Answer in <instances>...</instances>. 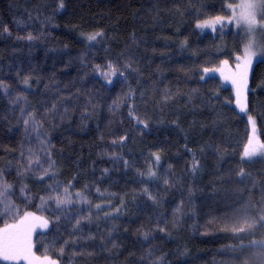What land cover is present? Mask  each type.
Wrapping results in <instances>:
<instances>
[{"label": "trees", "instance_id": "1", "mask_svg": "<svg viewBox=\"0 0 264 264\" xmlns=\"http://www.w3.org/2000/svg\"><path fill=\"white\" fill-rule=\"evenodd\" d=\"M226 1L0 0V229L46 220L42 263L264 264V58L251 160L231 88L202 77L245 46L196 28Z\"/></svg>", "mask_w": 264, "mask_h": 264}, {"label": "rangeland", "instance_id": "2", "mask_svg": "<svg viewBox=\"0 0 264 264\" xmlns=\"http://www.w3.org/2000/svg\"><path fill=\"white\" fill-rule=\"evenodd\" d=\"M259 0H227L225 3L226 13H222L204 20H200L196 23V28L201 33H211L215 34L218 32L222 35L227 34L229 30L233 32H238L243 39L245 40V46L243 47L242 52L236 57L235 61L232 64L225 63L222 61L219 65L206 68L202 73V77L206 78L209 76H216L220 83L224 86H229L233 95L234 103L238 111L245 116V119L248 124V140L247 145L244 148L249 150L255 149L256 155L252 157H245L243 152V157L247 160L256 158L259 155V146H257V125L255 118L248 113L247 110V92H248V82L250 76V70L252 64L258 58H264V20L261 19L259 13H257L256 19L257 24L254 30L249 31L246 24H244L240 19L242 12L246 9L241 8V5L248 3H258ZM217 17L221 19L216 20ZM198 25H204L203 27H198ZM249 44L252 45V50L257 53L256 56L252 57L251 63H245V49ZM251 142V143H250ZM25 217L21 216L18 223ZM42 218L30 215L28 221L23 226V239L24 242L30 245V258L33 259V264H37V259L35 250H34V238L38 232H42L48 229L47 227L41 226ZM0 262L6 264L13 263H22L28 264L26 260H9L5 261L0 258ZM40 262V261H39ZM40 264H45L40 262ZM56 264V263H55Z\"/></svg>", "mask_w": 264, "mask_h": 264}, {"label": "snow or ice", "instance_id": "3", "mask_svg": "<svg viewBox=\"0 0 264 264\" xmlns=\"http://www.w3.org/2000/svg\"><path fill=\"white\" fill-rule=\"evenodd\" d=\"M63 5L61 4V7ZM243 9H246V11L242 12L239 19L247 25L249 31L254 30L256 24H257V13L261 16V19L264 20V0H259L258 3H248L240 6ZM221 18L217 17L216 20L219 21ZM204 25H198V27H203ZM95 35H100L99 33ZM95 35L89 36V40L95 39ZM28 39H32L31 36L28 37ZM257 53L252 50V45L249 44V46L245 49V63H251L252 57L256 56ZM111 67V66H110ZM116 69L112 70V74H115ZM207 71V69H206ZM27 83V81H25ZM251 143V142H250ZM261 147H264V145H261ZM245 157H252L256 155L255 149L249 150L248 148L245 149L244 152ZM159 159V156H157V160ZM198 165L196 163L193 164V171H196ZM151 175H154V173H151ZM240 175H243V170H241ZM7 187V186H5ZM67 191V190H66ZM2 194V193H0ZM65 201L59 200V203H64ZM31 214H26L25 217L19 222V224L16 225H9L6 226L4 229H0V258H2L5 261L9 260H26L28 261V264H33V259L30 258V245L26 244L23 239V228L28 221V218ZM260 221H264V215H261L259 217ZM47 221H41L42 227H47ZM253 225L248 224V227L251 228ZM235 230V229H234ZM239 231H244V228L238 229ZM163 231V229H161ZM145 238H147V234H145ZM253 243H256L255 241ZM61 251H63L61 249ZM45 264H55L54 261L46 260Z\"/></svg>", "mask_w": 264, "mask_h": 264}]
</instances>
